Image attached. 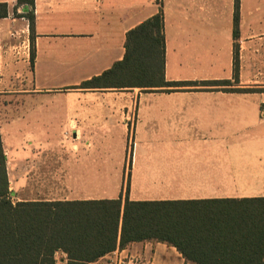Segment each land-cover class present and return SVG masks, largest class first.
Listing matches in <instances>:
<instances>
[{
  "label": "crops",
  "instance_id": "1",
  "mask_svg": "<svg viewBox=\"0 0 264 264\" xmlns=\"http://www.w3.org/2000/svg\"><path fill=\"white\" fill-rule=\"evenodd\" d=\"M160 10L165 79L195 85L80 87ZM0 140L12 202L123 200L128 183L134 201L264 197V0H0ZM114 254L193 264L155 240L91 264Z\"/></svg>",
  "mask_w": 264,
  "mask_h": 264
},
{
  "label": "trees",
  "instance_id": "2",
  "mask_svg": "<svg viewBox=\"0 0 264 264\" xmlns=\"http://www.w3.org/2000/svg\"><path fill=\"white\" fill-rule=\"evenodd\" d=\"M28 19L33 31L31 12ZM237 21L236 5L234 35ZM124 48L121 60L80 87L195 85L165 79L162 10L130 29ZM127 190L123 200L12 202L0 140V264H91L116 248L146 240L174 246L193 264H264V197L134 201Z\"/></svg>",
  "mask_w": 264,
  "mask_h": 264
},
{
  "label": "built area",
  "instance_id": "3",
  "mask_svg": "<svg viewBox=\"0 0 264 264\" xmlns=\"http://www.w3.org/2000/svg\"><path fill=\"white\" fill-rule=\"evenodd\" d=\"M108 264H136L134 260L120 254H114Z\"/></svg>",
  "mask_w": 264,
  "mask_h": 264
},
{
  "label": "rangeland",
  "instance_id": "4",
  "mask_svg": "<svg viewBox=\"0 0 264 264\" xmlns=\"http://www.w3.org/2000/svg\"><path fill=\"white\" fill-rule=\"evenodd\" d=\"M127 185V184H126ZM128 186H129V183H128V185L126 186V188H128Z\"/></svg>",
  "mask_w": 264,
  "mask_h": 264
}]
</instances>
